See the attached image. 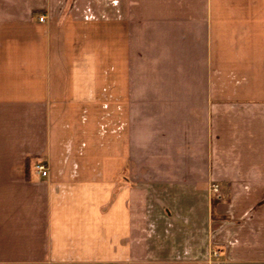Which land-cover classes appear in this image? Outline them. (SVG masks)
Returning <instances> with one entry per match:
<instances>
[{"label": "crops", "instance_id": "0c3cea01", "mask_svg": "<svg viewBox=\"0 0 264 264\" xmlns=\"http://www.w3.org/2000/svg\"><path fill=\"white\" fill-rule=\"evenodd\" d=\"M136 34L180 38L165 97L201 102L158 109L139 169ZM86 36H109L111 124L80 153L55 116L87 99ZM0 264H264V0H0Z\"/></svg>", "mask_w": 264, "mask_h": 264}, {"label": "rangeland", "instance_id": "374dc122", "mask_svg": "<svg viewBox=\"0 0 264 264\" xmlns=\"http://www.w3.org/2000/svg\"><path fill=\"white\" fill-rule=\"evenodd\" d=\"M181 42L179 37L171 36H142L141 34H136L133 37L134 51L131 74L134 81L132 85L134 99L131 124L134 155L139 159V164L135 165V169L143 167V157L159 155L158 134L165 130V128L162 129L163 127L159 125L160 121L163 119L169 120L168 124H171V120L177 119V117L173 115L159 114L158 109L160 107L167 109L169 107H174V105L178 103H182L183 105V102L196 103L198 107L201 104L198 96L200 94L197 95V99H195L196 96L193 94V100H181L179 94L178 96L172 94V98L165 97V94L168 92L188 91L185 85H182L185 89H180L181 85L164 83L165 79L169 76H184L193 73L191 69H194V67L188 66L184 69L178 66L177 53L173 51V47L175 44H180ZM142 44H147L149 47L144 53L140 50ZM79 46L78 54L80 58L83 56L84 60L94 59V62H96V67L84 68L86 75L83 77V81L85 82L81 84V86L85 88L87 92V99L78 102L69 101L67 107L71 114L55 116V124L62 128L65 140L68 142L72 140L79 141L81 153L83 149H85L84 146L85 144L87 145V143L92 145L94 141L98 143L99 140H101L102 146H104L109 142L111 124L109 36H86L83 37V42L79 43ZM163 46L165 47L164 49L162 48ZM83 47L85 52H82ZM157 47L161 48L157 51L152 50V48ZM99 59L101 67H97ZM95 70L96 78L93 79L95 72L93 75L89 72L91 71L92 73ZM147 93L150 94V97H147ZM143 95H146V98L143 97ZM197 118H200V116ZM163 123L162 121V124ZM166 123L165 121V124ZM167 147L168 146L162 147V150L168 149ZM212 184L209 187V192L210 194H216L211 191Z\"/></svg>", "mask_w": 264, "mask_h": 264}, {"label": "built area", "instance_id": "2783aa9c", "mask_svg": "<svg viewBox=\"0 0 264 264\" xmlns=\"http://www.w3.org/2000/svg\"><path fill=\"white\" fill-rule=\"evenodd\" d=\"M40 20L43 21L44 17H40ZM36 170L42 175V176H49L50 170L49 166L44 162H37L35 165ZM211 191L213 193H218L220 191V186L217 183L212 184Z\"/></svg>", "mask_w": 264, "mask_h": 264}]
</instances>
